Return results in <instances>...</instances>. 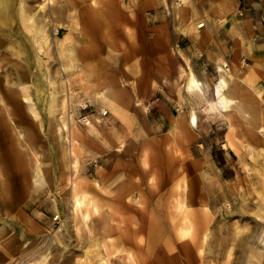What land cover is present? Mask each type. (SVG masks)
<instances>
[{
  "label": "rangeland",
  "instance_id": "374dc122",
  "mask_svg": "<svg viewBox=\"0 0 264 264\" xmlns=\"http://www.w3.org/2000/svg\"><path fill=\"white\" fill-rule=\"evenodd\" d=\"M41 14L47 15L49 40L40 48L31 26ZM55 29L75 51L72 72L82 70L74 73L70 94L76 121L98 115L107 122L104 131L83 132L80 140L81 187L99 208L87 221L73 216L69 190L60 188L70 167L54 153L47 127L50 81L57 101L66 93ZM21 34L33 59L21 56V70L30 77L21 93V124H15L21 172L9 168V206L0 222L7 248L0 245V264H97L106 249L118 253L116 264L125 263L128 251L141 263L155 261L163 242L170 264H264V48H257L264 44V0H21ZM217 64L228 65L225 78L238 98L260 107L253 125L234 105L226 112L209 108L221 75ZM195 67L204 95L186 90ZM37 85L44 101L35 117L25 105L36 101ZM101 92L114 109L97 100ZM192 113L198 125L176 129L179 122L188 125ZM199 136L213 159L185 155ZM224 143L228 163L219 150ZM226 204L237 212L227 214ZM185 220L190 230L201 223L212 228L211 250L202 258L184 249L179 228Z\"/></svg>",
  "mask_w": 264,
  "mask_h": 264
},
{
  "label": "bare ground",
  "instance_id": "6f19581e",
  "mask_svg": "<svg viewBox=\"0 0 264 264\" xmlns=\"http://www.w3.org/2000/svg\"><path fill=\"white\" fill-rule=\"evenodd\" d=\"M180 1L185 2V0ZM44 5L40 6V11L44 9ZM179 8L180 12L185 10V6H179ZM46 19V14H41L36 17L34 16L33 25L31 24V28H33L36 33V44L40 48L45 46L49 40V35L45 33L44 29L45 25H47ZM57 29H55V33H57V35L54 39V46L60 64V71L63 74L62 84H64V91L66 87V93L64 92L63 96H60L61 98L57 101L55 98V91H53L54 81H50L53 89L50 96V102L47 106L46 121L54 153H56L60 159L65 157L70 167V174H61L63 182L60 188L62 190L68 188L69 190L70 198L72 200L73 216L77 220L81 219L83 221H87L91 218L92 214L98 212L99 208L95 198H93L81 187L80 158L82 148L80 140L83 137V132L99 133L104 131V127H107V122H102L98 115H90L79 119V122L82 124H79L76 121V119L79 118L77 116L79 114V110L77 103L75 101L71 102L70 94L73 92L72 87L75 83L73 75L74 73L82 74V70L72 72L73 63L71 62V59L74 58L75 51L73 50L71 44L67 42V37L58 35ZM21 37V0H0V222L3 219V216L6 215V210L9 206V168H13L21 172V133L16 130L15 124H21V93L23 88L28 86L30 78L28 72H23L21 70V56L28 57L30 55L33 59L29 49H24V47H22ZM11 65L14 66V68L11 67ZM180 69L183 71L182 67ZM217 69L221 75L214 86V100L211 102L207 101L209 108L214 111L226 112L230 110L232 105H234V109L238 112V114L248 124L253 125L254 119L262 113L260 107L250 101L238 98L236 86L229 85L225 78V74L229 71L227 64H217ZM233 80L235 82L237 78ZM35 87L36 101H33V98L31 97L27 98V96L25 101L31 100L33 103H26L25 107L28 110V113L37 117V106L43 105L44 95L43 89H41L39 85ZM186 90L190 94L204 95L203 83L196 78L194 73H190L188 75ZM97 100L111 109L115 108V105L112 102H108L110 105H108V103L106 104V101H112L107 93H98ZM100 109L102 114L107 113L106 108L101 107ZM196 123L197 116L192 113L189 117L188 125L186 123L179 122L177 123L176 129L179 130L182 126V128L189 131L193 127L195 128ZM109 125L110 129L114 131L113 124L109 123ZM223 147L227 148L228 144L224 143ZM143 163L145 164V161H143ZM246 165L242 164V169L243 171L248 172L249 169H247ZM42 167L40 164L36 167L37 172L33 174L36 181L40 180ZM64 168H67V164L64 165ZM178 187L183 188L180 184H178ZM242 189L243 188L240 187V191H242ZM217 208L219 209L220 216H223L224 219H226L224 213H221L222 207L217 206ZM225 208L227 214L230 216L237 212V210L233 211L229 204H226ZM242 214L246 218L249 216L244 213ZM183 223L186 224L179 228V235L186 238L183 245L187 255L189 256L191 253L195 252L199 258H202L208 251L211 250V243L214 236L212 228L206 223H201V225L195 226L190 230L188 222L185 220ZM3 231L4 227L2 226V223H0V239L2 238L1 234ZM221 239L222 240L218 241L220 249H222L225 245L224 238ZM3 241L4 240H0V245L4 246ZM4 247L7 248L6 246ZM117 255V252H112L106 249L104 256H100V263L97 264H116L115 258ZM30 264H42V261L36 259L35 262ZM124 264L141 263L131 251H128Z\"/></svg>",
  "mask_w": 264,
  "mask_h": 264
},
{
  "label": "crops",
  "instance_id": "0c3cea01",
  "mask_svg": "<svg viewBox=\"0 0 264 264\" xmlns=\"http://www.w3.org/2000/svg\"><path fill=\"white\" fill-rule=\"evenodd\" d=\"M198 43V42H197ZM198 44H202V43H198ZM203 44L205 46H213V45H217V42H215V44H211V42L205 44L203 42ZM191 46H196L195 44L194 45H191ZM257 48H259V51L261 52L264 48V44H259L257 46ZM258 50H255L254 52H259ZM259 52V53H260ZM258 53V54H259ZM257 54V53H256ZM200 71L197 69V67L194 68V75L195 76H200ZM149 77V76H148ZM148 89V88H147ZM147 93H152V89H148ZM196 115V114H195ZM197 116V123H196V126L198 125L199 123V117L198 115ZM102 117H104L105 119H107L109 117V114L108 112L103 115ZM108 121V120H107ZM207 140L206 139H202L201 136L197 137V139L191 141L188 146H185V147H188L187 149L185 148L184 150L187 152H185V155L187 154V157L189 158V160H211L213 159V151L207 147ZM220 152H221V157L222 159H224V161L226 163H228V154L229 156L231 155L230 154V151L228 150V147L227 148H224L223 146L219 148ZM228 153V154H227ZM230 169V168H229ZM166 243L163 242V245L161 246V249L157 252L158 254V257L157 259H155V261H150L149 259H142V264H170V261H169V250H168V246H165Z\"/></svg>",
  "mask_w": 264,
  "mask_h": 264
},
{
  "label": "built area",
  "instance_id": "2783aa9c",
  "mask_svg": "<svg viewBox=\"0 0 264 264\" xmlns=\"http://www.w3.org/2000/svg\"><path fill=\"white\" fill-rule=\"evenodd\" d=\"M106 113H103V115H105Z\"/></svg>",
  "mask_w": 264,
  "mask_h": 264
}]
</instances>
